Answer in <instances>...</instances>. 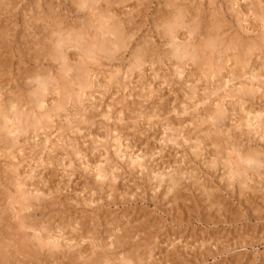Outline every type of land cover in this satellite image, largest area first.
<instances>
[{"label": "rangeland", "instance_id": "374dc122", "mask_svg": "<svg viewBox=\"0 0 264 264\" xmlns=\"http://www.w3.org/2000/svg\"><path fill=\"white\" fill-rule=\"evenodd\" d=\"M1 1L4 241L15 235L10 228L19 222L18 216L52 227L56 235L69 219L71 224L58 240L64 244V238L78 237L82 225L87 238L79 242L82 257L73 263L48 258L39 264L85 263L93 250H103L101 242L113 239L106 231H113L116 224L127 230L125 240L130 238L129 243L135 241L144 249V262L150 264H264V0H86L94 11L86 5L78 9L77 0ZM181 7L185 17L175 25L177 38L170 39V34L163 35L162 19L173 17ZM102 10L109 25L118 22L122 28L123 46L117 51L110 46V54L89 53V57L84 46L89 32L95 33L90 25L101 22ZM53 21L63 28L59 36L65 42L60 47L67 45L70 32H76L82 35V48L65 47L67 55L59 53L57 60L45 54V59L37 60L36 53L50 52L52 38H58L52 34ZM212 23L221 26L220 41L207 47ZM142 51L146 59L137 63L135 55ZM209 58L211 74L206 73ZM76 67L86 69L82 77L89 87L82 94L77 87L69 99L47 92L60 75L74 80ZM44 80L48 85L43 86ZM14 96L23 99L21 107L20 102L16 107L6 103ZM247 152L257 153L259 162L249 164L244 159ZM235 160L240 169L233 166ZM231 169L238 175L231 177ZM170 179L178 183L179 193L169 192V198L162 199ZM18 184L32 202L16 214L17 203L12 201L19 198ZM38 230L37 234L44 233ZM71 241L67 244L74 245ZM146 246H152V255ZM78 247L60 252L72 253ZM130 250L117 249L110 260L119 264ZM9 260V264H38L17 253ZM135 261L130 264H139Z\"/></svg>", "mask_w": 264, "mask_h": 264}, {"label": "bare ground", "instance_id": "6f19581e", "mask_svg": "<svg viewBox=\"0 0 264 264\" xmlns=\"http://www.w3.org/2000/svg\"><path fill=\"white\" fill-rule=\"evenodd\" d=\"M8 1V0H7ZM77 1H79V0H77ZM76 1V4H77V7H78V9H85V8H87V7H84V5H86V0H82L81 2H77ZM106 1V0H105ZM104 1V2H105ZM114 1V0H113ZM2 1L0 0V3H1ZM94 2H96L95 0H94ZM100 2V1H99ZM107 2H109V1H107ZM115 2V1H114ZM188 2V1H187ZM48 3V2H47ZM116 3V2H115ZM91 4V3H90ZM118 4V3H117ZM35 5H36V3H35ZM98 5V4H97ZM106 5V4H105ZM110 5H112V4H110ZM115 5V4H114ZM48 6V5H47ZM86 6H89L88 4L86 5ZM177 6V5H176ZM187 6V5H186ZM46 7V6H45ZM169 7V6H168ZM179 7V6H178ZM185 7V6H184ZM184 7H181V9H180V11H178L177 12V14L174 12V11H172V12H174L176 15H174L173 17H171V18H174V21H172V19L171 18H169V17H165V18H163L162 19V26L164 27L163 28V35H168V34H170V36H171V38L170 39H175V38H177L176 36V33H175V31L174 30H176L175 29V25H176V23L178 22V21H180V20H182V19H184V17H185V8ZM49 8V7H48ZM105 8V7H104ZM88 10L90 9L91 11H94L95 10V8H94V6H92V7H90L89 6V8H87ZM98 9V8H97ZM99 9H100V7H99ZM107 9V8H106ZM166 9V8H165ZM175 9H176V7H175ZM179 9V8H178ZM236 9V8H235ZM110 9H107L106 10V12H108ZM215 10V9H214ZM97 11V10H96ZM170 11V13L172 14V12ZM187 11V10H186ZM54 12V11H53ZM100 12V11H99ZM201 12V11H200ZM199 12V13H200ZM211 12V11H210ZM109 13V12H108ZM173 13V14H174ZM170 14V15H171ZM214 14V13H213ZM108 15V14H107ZM93 16V15H92ZM100 16H102V17H100L101 19H100V21L101 22H98V24L97 25H95V26H93L92 24L90 25V26H92L94 29H95V33H94V35L93 34H91V32H89V34H88V36H90V39H89V41H87L84 45V47H85V49H84V52L83 53H87V55L89 54V53H91V57H98V55H97V52H100V53H105V54H110L111 52H110V46H113L114 48H115V50L117 51V50H119L120 48H122V46H123V40H124V36H123V33H122V28H119V26L117 25V23H115V22H113L111 25H109L107 22L108 21H105L104 20V17H103V10H102V13L100 12ZM104 16H105V14H104ZM169 16V15H168ZM262 16V15H261ZM37 18V17H36ZM36 18H35V20H36ZM56 18V17H55ZM64 18V17H63ZM235 18V17H234ZM247 18V17H246ZM37 19H39V18H37ZM95 19V18H94ZM33 20H34V18H33ZM40 20V19H39ZM38 20V21H39ZM58 20V19H57ZM96 20H97V18H96ZM98 20H99V18H98ZM241 21V20H240ZM219 22V21H218ZM47 23V22H46ZM52 23H54V21L52 22ZM92 23V22H91ZM88 24V23H87ZM210 24V23H209ZM43 25V24H42ZM47 25V24H46ZM58 23H56V21H55V23H54V30H56V31H54V32H56V33H54L53 32V30H52V34H56V36L58 37H56L57 39H55V38H52L53 40H51L52 42H53V46H52V48H51V45H50V48H51V51L49 52V49H45L46 50V52L48 51V54L45 52V53H42L43 52V50L41 49L40 51H41V53H40V51L39 52H37L36 53V55H35V57H36V59L38 60V59H40L41 57H43V55L45 54L47 57H50L52 60H57V58H59V55H61V53L63 52L62 50H64L63 48H65V47H77L78 49H79V46H81L80 44L81 43H79V41L81 40V38H82V35L80 34V33H76V32H70V35H68V40H69V42H71V43H67V45L66 46H64L65 44H63V47H62V49H61V47L59 46L60 44L59 43H63V42H65V41H63V42H61L62 40H63V38L61 37V36H59V33L61 32L60 30H62V29H60V28H58ZM188 25V24H187ZM60 26V25H59ZM211 26H212V29H213V32L212 33H209L208 35H207V38H206V41H205V45L208 47V46H214L215 47V45L217 44V45H219V34H218V30L221 28V26H219V25H217V24H211ZM58 29H57V28ZM88 27H89V24H88ZM184 27V26H183ZM195 27V26H194ZM52 28H53V26H52ZM91 28V27H90ZM185 28V27H184ZM196 28V27H195ZM37 29V28H36ZM181 29V28H180ZM49 30V29H48ZM194 30H196V29H194ZM221 30V29H220ZM64 31V30H63ZM66 31V30H65ZM48 33V32H47ZM82 33V32H81ZM131 34V33H130ZM189 34H191V32H189ZM92 35V36H91ZM65 36V35H64ZM108 36H112V40H110L109 38H108ZM54 37V36H53ZM60 37L62 38V40H60ZM66 37V36H65ZM47 38V37H46ZM50 38H51V35H50ZM86 38H89V37H86ZM92 38L94 39V40H92ZM45 39V38H44ZM55 39V40H54ZM127 39V38H126ZM226 39V38H225ZM65 40H66V38H65ZM36 42V41H35ZM184 43V42H183ZM44 44V43H43ZM176 45V44H175ZM237 45V44H236ZM182 46V45H181ZM33 47V46H32ZM43 48H44V45L42 46ZM60 47V48H59ZM142 47V46H141ZM172 47V46H171ZM178 47V46H174V48L173 49H175L176 50V48ZM221 47V46H220ZM81 48H82V46H81ZM87 48V49H86ZM69 48H67V50H68ZM180 49V48H179ZM178 49V50H179ZM210 49V48H209ZM72 50V49H71ZM80 50V49H79ZM174 50V51H175ZM181 50V49H180ZM194 50V49H193ZM173 51V50H172ZM66 51H64L63 53L64 54H66L65 53ZM145 51H142L141 53H137L136 55H135V58H134V60H136L137 61V63L139 62V61H144V59H146L145 58V56H146V54L144 55L143 53H144ZM180 52V51H179ZM195 52V51H194ZM35 53V52H34ZM60 53V54H59ZM83 53H81V54H83ZM115 53V52H114ZM113 53V54H114ZM171 53V52H170ZM196 53V52H195ZM43 54V55H42ZM59 54V55H58ZM79 54H80V52H79ZM162 54V53H161ZM172 54V53H171ZM249 54V53H248ZM67 55V54H66ZM89 56V55H88ZM46 57V58H47ZM61 57V56H60ZM83 57V56H82ZM81 57V58H82ZM90 57V56H89ZM204 57V56H203ZM230 57V56H229ZM44 58V57H43ZM77 58V57H76ZM86 58V57H85ZM109 58L110 59H112L113 57H112V54H111V56H109ZM166 58V57H165ZM219 58V57H218ZM247 58V57H246ZM45 59V58H44ZM61 59H63V58H61ZM65 59V58H64ZM86 59H88V58H86ZM85 59V60H86ZM91 59V58H90ZM171 59V58H170ZM221 59V58H220ZM43 60V59H42ZM83 60V59H82ZM94 60V59H93ZM238 60V59H237ZM64 61V60H63ZM70 61V60H69ZM95 61V60H94ZM154 61V60H153ZM206 61H208V62H206L207 64V66H208V69H206V70H209V71H206V70H203V72L204 71H206V73L207 74H211V72H213L212 70L213 69H211V61L212 60H210V58H209V60L207 59ZM79 62V61H78ZM84 62V61H83ZM96 62H97V60H96ZM70 63H72V60H71V62H69V64ZM82 63V62H81ZM98 63V62H97ZM185 63V62H184ZM73 64V63H72ZM84 64H85V62H84ZM84 64H82L83 65V67H85V65ZM141 64V63H140ZM218 64V63H217ZM234 64V63H233ZM68 65V63L66 64V66ZM81 65V64H80ZM81 65V66H82ZM89 65V64H88ZM138 65V64H137ZM67 67H70L71 68V65L70 66H67ZM73 67V66H72ZM69 68V69H70ZM74 68V67H73ZM77 68V67H76ZM78 68H80V66L78 65ZM76 69V70H78V72H81L80 74L81 75H78L79 73L75 70L74 72H77L76 73V77L74 78V80L72 79V77L71 76H69V77H71V79L72 80H65L64 78L62 79L60 76L57 78V79H55V84L56 85H54L55 87H53L51 90H48L47 92H56V93H58L59 95H62V96H65L66 98H70V95L73 93V91H74V88L76 89V87H77V90H78V92H80L79 94H82L83 93V91L87 88V87H89V83L88 82H86V80L82 77V73L84 74L85 72L84 71H86V69L82 72L81 70L79 71V69ZM134 68V67H133ZM84 69V68H83ZM218 69V68H217ZM223 69V68H222ZM60 70H61V68H60ZM92 70V69H91ZM200 70V69H199ZM34 71V70H33ZM46 71H47V69H46ZM65 71V70H64ZM71 71V70H70ZM131 71V70H130ZM217 71V70H216ZM220 71V70H219ZM66 72V71H65ZM180 72V71H179ZM210 72V73H209ZM86 73H89V72H86ZM92 73V72H91ZM201 74V73H200ZM205 74V73H204ZM78 75V76H77ZM86 75V74H85ZM216 75V74H215ZM37 76V75H36ZM208 77V76H207ZM35 78V77H34ZM37 78H39V77H37ZM43 79V78H42ZM44 79H45V77H44ZM117 79V78H116ZM39 80V79H38ZM50 84V83H49ZM53 84V83H52ZM46 85H48V82H47V80H44L43 81V86H46ZM75 86V87H74ZM224 86V85H223ZM42 88V87H41ZM43 89V88H42ZM44 90V89H43ZM241 90V89H240ZM36 91V90H35ZM1 92V91H0ZM75 93V92H74ZM77 93V92H76ZM75 93V94H76ZM79 94H78V96H79ZM37 96V95H36ZM238 96V95H237ZM1 97V96H0ZM16 96H14V98H10V99H8L7 100V104H8V106L10 105V107H16L17 105H19V102H20V107H21V104L24 102L23 101V99L22 100H20L18 97L17 98H15ZM74 97H75V95H74ZM86 97V96H85ZM29 98V97H28ZM38 98V97H37ZM81 99V98H80ZM2 100V99H1ZM63 100V99H62ZM3 102V101H2ZM17 102V103H16ZM83 102V101H82ZM16 103V104H15ZM28 103V102H27ZM40 103H42L41 101H40ZM40 103H38V104H40ZM53 103V102H52ZM59 103V102H58ZM61 103V102H60ZM59 103V104H60ZM6 104V105H7ZM37 104V103H36ZM35 105V104H34ZM46 105V104H45ZM2 106V105H1ZM41 106V105H40ZM36 107V106H35ZM37 107H39V106H37ZM63 108V107H62ZM33 109V108H32ZM3 111H5L4 109H3ZM2 111V112H3ZM17 111V110H16ZM37 111V110H36ZM1 112V111H0ZM25 112V111H24ZM217 112V111H216ZM16 113V112H15ZM21 112L19 111V113L18 114H20ZM40 112H38L37 114H39ZM9 114H11V113H9ZM26 114V113H25ZM41 114V113H40ZM206 114V113H205ZM218 114V113H217ZM222 114V113H221ZM1 115V114H0ZM15 115V114H14ZM13 115V116H14ZM35 115V114H34ZM48 115V114H47ZM107 115V114H106ZM216 115V114H215ZM7 116V115H6ZM5 116V117H6ZM12 116V117H13ZM17 116V115H16ZM15 116V119L16 118H18V116L16 117ZM20 116V115H19ZM22 116V115H21ZM43 116V115H42ZM5 117H2V118H4L5 119V122H6V119L9 117V116H7V118H5ZM213 117V116H212ZM1 118V117H0ZM14 118V117H13ZM214 118V117H213ZM3 119V120H4ZM10 119V118H9ZM21 119V118H20ZM28 119V118H27ZM31 119V118H30ZM248 119V118H247ZM2 120V121H3ZM8 120V119H7ZM17 120H19V119H16V121ZM22 120V119H21ZM36 120V119H35ZM40 120V119H39ZM8 121H11V119L10 120H8ZM51 121V120H50ZM248 121V120H247ZM259 121V120H258ZM24 122H26V121H24ZM27 123V122H26ZM26 123H25V127H27V125H29V124H27L26 125ZM2 124V123H1ZM14 123H12L11 125H13ZM16 124V123H15ZM22 124H23V122H22ZM22 124H20L19 125V123H18V125L19 126H21ZM35 124V123H34ZM18 125H16L18 128L17 129H19V126ZM37 125V124H36ZM35 125V126H36ZM39 125V124H38ZM261 125V124H260ZM15 126V127H16ZM30 126V125H29ZM54 126V125H53ZM31 127V126H30ZM29 127V128H30ZM32 127H33V125H32ZM42 126H40V128H41ZM3 128V127H2ZM7 128V127H6ZM21 128H23V126L21 127ZM28 128V127H27ZM1 129V128H0ZM33 129V128H32ZM37 129V126L36 127H34V131ZM44 129V128H43ZM6 130V129H5ZM20 130V129H19ZM11 129L9 130V132L11 133ZM15 131V130H14ZM33 131V132H34ZM36 132V131H35ZM173 132V131H172ZM14 133V132H13ZM29 133V132H28ZM17 134V133H16ZM1 136V135H0ZM25 136V135H24ZM17 137V136H16ZM21 138V137H20ZM2 139L3 138H1L0 137V142H2ZM49 139V138H48ZM47 140V139H46ZM17 141V140H16ZM210 141V140H209ZM9 142V141H8ZM10 143V142H9ZM5 144L4 146L5 147H7V145H8V147L10 146V144ZM215 143V142H214ZM24 144H26V143H24ZM199 144V143H198ZM3 146V147H4ZM7 147V148H8ZM233 147V146H232ZM35 148V147H34ZM10 149V148H9ZM1 150V149H0ZM227 150V149H226ZM234 150V149H233ZM248 153V155H246V157L244 158L246 161H248L249 162V164H250V162H254V163H258L259 162V157L257 156L258 154L257 153H255V152H247ZM8 154V153H7ZM242 155V154H241ZM105 156V155H104ZM140 158V157H139ZM239 159V158H238ZM6 160V159H5ZM229 160H230V158H229ZM240 163V162H239ZM239 163H237V160H235L234 162H233V166H235V167H237V169H240V167H239ZM253 163V164H254ZM58 167V166H57ZM102 167V166H101ZM244 167V166H243ZM260 167V166H259ZM251 168V167H250ZM15 171V170H14ZM239 171V170H238ZM242 171H244V175L246 176L247 175V172H246V170L244 169V170H242ZM100 172V171H99ZM235 172L236 171H234L233 169H231L230 170V173L229 174H231L230 176L231 177H235L236 175H238V174H235ZM102 173V172H101ZM99 174V176L100 175H102L103 174V176H105V173H104V171H103V173L102 174H100V173H98ZM161 175V174H160ZM152 177V176H151ZM155 177V176H154ZM247 177V176H246ZM250 177V176H249ZM191 178V177H190ZM248 178V177H247ZM25 179V178H24ZM175 179V178H174ZM232 179V178H231ZM246 180V179H245ZM19 181H21V179L19 180ZM170 187L169 188H167V192L164 194V197L162 198V199H168L169 198V192H171V193H173V192H177V195H178V190H177V186H178V183L176 182V180H173V179H170ZM242 183H245L244 181L242 182ZM20 184H18L17 185V191L19 192V195L17 196V197H19V198H17L16 200H15V198L13 199V201H12V204H14V203H17V208H15V212H13V213H16V214H18V213H22L23 211H26V209H28L29 208V206H31V200L28 198V197H24V194H25V191H23L21 188H20ZM159 186V185H158ZM1 191V190H0ZM34 191V190H33ZM51 191V190H50ZM27 193V192H26ZM242 193V192H241ZM125 195V194H124ZM128 195V194H127ZM20 196H23V198L22 199H20ZM120 196V195H119ZM172 197V196H171ZM124 198H125V196H124ZM173 199H174V197H173ZM37 202V201H36ZM174 202V201H173ZM172 203V202H171ZM214 203V202H213ZM10 204V203H9ZM50 205H52V203L50 204ZM40 206V205H39ZM86 206V205H85ZM33 211V210H32ZM6 212V211H5ZM8 215V214H7ZM20 215V214H19ZM2 217V216H1ZM0 217V218H1ZM4 217V216H3ZM2 217V219H5V218H7V217H5V218H3ZM16 217V216H15ZM147 218V217H146ZM133 219V218H132ZM18 220H19V222L17 223V224H14V225H11V227L12 228H10L11 230L13 229L16 233H15V235H11L10 237H9V241H4V239H5V237L3 238V237H1V235H0V264H9L8 262H10V260H9V258L10 257H12L13 256V253H17L18 255H23V256H26L27 257V259H28V257H31L32 258V260H34L36 263H42V262H45V263H47V261H48V258H57V259H64V258H66V260H68L67 262H70V263H73V262H76L80 257H82V246H81V244L79 243V242H83V241H85L87 238L84 236V233H85V231H84V227H82V225L79 227V229H78V232H77V235H78V237L76 236L75 238L74 237H68V238H64V241H66L67 243H69L68 241H71V240H73L74 241V245L73 244H67V243H64V244H62L61 243V241H62V239L59 241L58 239L59 238H62V233H61V235H60V232H62V231H64V229L67 227V226H69L70 224H71V222L70 223H68L70 220L68 219V221H67V224L66 225H63V224H59L60 226H64V227H62V229H58L57 230V235H56V233H55V230L53 229V231H51V228L48 226H46V227H42V225H41V223H38V222H36V221H30V219H28V216L27 217H24V216H18ZM73 220V219H72ZM85 219H83V221H84ZM4 221H6V220H4ZM4 221L3 222H1V223H4ZM17 221V220H16ZM15 222V221H14ZM13 222V223H14ZM43 222V221H42ZM66 222V221H65ZM77 222V220H75V223ZM113 222V221H112ZM27 223H29V224H27ZM83 223V222H82ZM48 224V223H47ZM114 224V223H113ZM134 224V223H133ZM57 225V224H56ZM128 225V224H127ZM126 225V226H127ZM41 226V227H40ZM121 226V224H116L115 225V228L113 229V231H118V230H120V233L119 234H117V233H112L113 231H106V234H107V238H109V237H111V236H113V239L111 240V241H109V242H106L105 241V243H103V242H101V244H100V246H99V248L100 249H103V250H100L99 252H98V250H93L92 251V254H91V257L85 262V263H83V264H114L115 263V261H114V263H113V260H110L111 258H113V255H114V253L116 252V250L117 249H124V248H126V246L127 247H131V250H130V252L131 253H133L134 252V254H135V252L137 253V252H141V253H137L138 254V256H135L134 258H131V253H129V254H125V256H123L121 259H119V264H130L131 262H132V259H134V260H136L135 262H137V261H139V264H150L149 262H144V258H146L144 255H145V251H144V249H139L138 247V244L136 243H134V242H132V244L131 243H129V239L130 238H128V240H125V238H126V236H127V230H125V228L122 226V227H120ZM138 226H139V224H138ZM140 226H141V224H140ZM143 226V225H142ZM15 227V228H14ZM130 227L131 226H129V228H127V229H130ZM56 228V227H55ZM74 228V227H73ZM25 229H31L32 231H33V233L35 232V234H28V232L26 233V230ZM40 230L41 229V232H42V230H43V234H41V233H39V234H37L36 233V230ZM38 230V231H39ZM19 231H21V233H19ZM30 231V230H29ZM37 231V232H38ZM87 231H89L88 229H87ZM130 231H131V229H130ZM130 231H128V233L130 232ZM92 232V231H91ZM90 231L88 232V234L89 233H91ZM156 232V231H155ZM59 234V235H58ZM17 235V236H16ZM64 235V234H63ZM135 235V234H134ZM146 235V234H145ZM29 237H30V239L31 238H33V240L34 241H36L37 242V244H34V241H32V240H29ZM91 237H92V235H91ZM149 238V237H148ZM145 239V238H144ZM197 239V238H196ZM211 239H213V238H211ZM8 240V239H7ZM149 240V239H148ZM215 240V239H214ZM213 240V241H214ZM217 241V240H216ZM219 241V240H218ZM217 241V242H218ZM72 242V241H71ZM131 242V241H130ZM147 242V241H146ZM243 242H245V241H243ZM143 243V242H142ZM187 243V242H186ZM204 243V242H203ZM215 243V242H214ZM242 243V242H241ZM256 243V242H255ZM77 245H79V249L77 250L76 249V251L74 250V251H72L71 250V252L72 253H68V254H65V252L64 251H62V252H60V250L62 249V248H65V250L66 251H68V250H70V249H72V248H74V247H76ZM140 245V244H139ZM145 246V245H144ZM203 246V245H202ZM34 247V248H33ZM97 247V246H96ZM109 247H112V248H109ZM156 247V246H155ZM98 248V247H97ZM145 249H147L148 250V253H149V255H152V252H153V249H152V246H146V247H144ZM173 249V248H172ZM172 249H171V251H172ZM174 249H176L175 247H174ZM62 250H64V249H62ZM159 250V249H158ZM45 251H46V254H45ZM90 252V251H89ZM161 252V251H160ZM168 252V251H167ZM208 252V251H207ZM159 253V252H158ZM166 253V252H165ZM167 254V253H166ZM173 254V253H172ZM15 255V254H14ZM109 255V256H108ZM112 256V257H111ZM117 256V255H116ZM144 256V257H143ZM166 256V255H165ZM167 256H168V254H167ZM177 256V255H176ZM199 256V255H198ZM178 257H179V255H178ZM116 257H114V259H115ZM155 258V257H154ZM169 258V257H168ZM173 258V257H172ZM21 259V258H20ZM14 260V259H13ZM25 260V259H24ZM52 260V259H51ZM149 260V259H148ZM167 260H169V259H167ZM175 260V259H174ZM201 260V259H200ZM63 261V260H62ZM116 261H118L117 259H116ZM164 261V260H163ZM171 261V260H170ZM159 262V261H158ZM117 263V262H116ZM133 263V262H132ZM238 263V262H237ZM236 263V264H237ZM62 264V263H61ZM135 264V263H134ZM152 264V263H151ZM239 264V263H238Z\"/></svg>", "mask_w": 264, "mask_h": 264}]
</instances>
